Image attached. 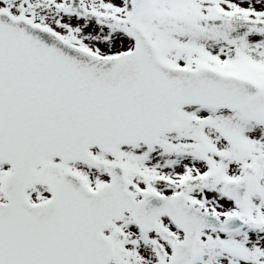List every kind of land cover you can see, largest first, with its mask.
<instances>
[{
	"label": "snow or ice",
	"instance_id": "snow-or-ice-1",
	"mask_svg": "<svg viewBox=\"0 0 264 264\" xmlns=\"http://www.w3.org/2000/svg\"><path fill=\"white\" fill-rule=\"evenodd\" d=\"M0 264H264V0H0Z\"/></svg>",
	"mask_w": 264,
	"mask_h": 264
}]
</instances>
